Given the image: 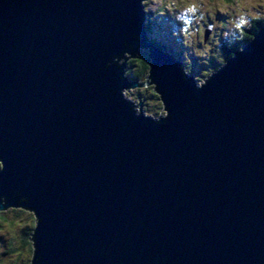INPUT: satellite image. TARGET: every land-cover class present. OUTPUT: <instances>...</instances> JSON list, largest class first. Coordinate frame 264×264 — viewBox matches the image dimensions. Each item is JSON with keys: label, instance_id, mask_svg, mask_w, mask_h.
I'll return each mask as SVG.
<instances>
[{"label": "water", "instance_id": "95a60500", "mask_svg": "<svg viewBox=\"0 0 264 264\" xmlns=\"http://www.w3.org/2000/svg\"><path fill=\"white\" fill-rule=\"evenodd\" d=\"M142 1L0 0V210L34 214L30 264H264V27L199 86Z\"/></svg>", "mask_w": 264, "mask_h": 264}, {"label": "rangeland", "instance_id": "374dc122", "mask_svg": "<svg viewBox=\"0 0 264 264\" xmlns=\"http://www.w3.org/2000/svg\"><path fill=\"white\" fill-rule=\"evenodd\" d=\"M143 8L147 14L155 17H153V21L158 22L153 24L154 27L155 25L157 27L158 24L162 25L166 21L163 20L166 15L168 18L170 17V22L167 21L164 24L169 34L171 33L170 35H174L175 38H173V40L178 42L176 44L173 43V41H171L172 38L167 39V41L170 46H174V54H178L184 63H190L189 60L190 57H192L194 60L196 58L193 68L199 69L203 67L202 71L204 72L196 70L194 74L190 73V71H192L190 67L186 69L197 83L196 85L199 86L205 82L209 73L219 69L218 65L212 69V71L204 68L209 62V57H215L213 58L214 61L220 60L219 51L217 49L218 46H220L219 39L223 37L224 43H226L229 38L233 39L235 23L236 25H244L245 30H247L250 27V19H254L257 16L264 18V0H147L143 3ZM171 12H173V14L169 16ZM163 14L164 17H158ZM185 19L188 20V24L183 25L182 22ZM205 26H211L210 35L214 37L207 38V41L211 42L215 40V45H213V43H208L211 45L210 46L202 43ZM260 28L261 27H258V30ZM156 31H160V29L157 27L152 33L156 34ZM177 34L179 35V40L176 37ZM162 38L163 42H167L165 35L162 34ZM210 48L211 51L209 53L207 51ZM212 50L214 54L211 53ZM131 59L132 58H127V60ZM135 68L136 67H134L130 73L126 71V75L132 76V72H134ZM147 76L148 73L144 77H141L142 79H140V81L142 83L145 81L148 83L149 79H147ZM138 81L139 80L136 79L137 83ZM151 85L152 84L131 87L123 92V96L133 104H137V98L141 97L143 99L141 103V112L145 115L150 114L149 116L156 119L164 114L166 115V112L159 99L150 97L151 93L149 90L151 89ZM136 110L138 111V108ZM17 208L19 207H8L0 211L1 216L17 219L13 221L12 225H9L5 220H0V264H15L14 259L17 257V252L4 255V250L6 241L8 239L12 240L11 238H15L19 233L18 224L24 222L25 214H27V212L24 211H22L23 213H16L20 211L17 210Z\"/></svg>", "mask_w": 264, "mask_h": 264}, {"label": "trees", "instance_id": "16d2710c", "mask_svg": "<svg viewBox=\"0 0 264 264\" xmlns=\"http://www.w3.org/2000/svg\"><path fill=\"white\" fill-rule=\"evenodd\" d=\"M172 14H173V12H171V14H169V16H172ZM147 15H149V16H147V20H146V25H147L146 37L149 40V42L152 43L154 46H156V47H158V48H160V49H162L168 53L173 52L170 48L169 42L167 41V39H169V38L166 36L168 30H167V27L165 26V24L163 23L162 24L163 26L161 24L157 25V27L160 29V31L162 33L160 31H158L160 36H159V38H157L158 40H155L153 37H151V35H152L151 32L155 28L152 25V23H150V21H149V20L153 21V15L152 16L150 14H147ZM165 19H166V21L170 22V17L169 18L165 17ZM154 24H155V22H154ZM182 24L183 25L188 24V20L185 19L182 22ZM258 27H264V18H260L258 16L255 17L254 19H250V27L247 30H245L244 25H239V24L236 25V23H235L234 24V30H233V39L229 38L228 41L230 43L229 44L230 46L234 45L235 42H237L236 46L233 47L231 49V51H228V54H229L228 56H225L223 51L221 49H218L220 60L214 61L213 58H215V57H209L210 58L209 62L205 65L206 67L204 66V68H207L209 71L210 70L212 71V69L217 67V65L219 66V64L222 61L227 60V58L232 54L233 50L236 51L237 49L241 48L244 44H246L252 38L254 33L257 32ZM202 31H203V29H202ZM162 34L166 36L167 42L162 41V39H163ZM202 34H203V32H202ZM171 36H170V38H172ZM176 37L178 39L179 35L177 34ZM207 44L208 43H206L205 45H207ZM208 45H210V44H208ZM221 45L223 48L225 47V44L223 41H221ZM210 51H211V48L207 52L210 53ZM211 53L214 54L213 50ZM135 55H136V57L133 56V57H130V58H132L131 60H127L129 62H128V66L126 64V67H127L126 71H127V73H130L132 71V69L134 67H136L134 69V72H132V76L134 77V80H136V79L139 80L138 83L135 81L137 83V85L142 86V82L140 81V79H142L141 77H144L147 73H149V66H148L147 61H146L147 50L145 48H141L140 50H137V52H135ZM174 55L177 58H180V56L178 54H174ZM208 55H210V54H208ZM195 60H196V58H195ZM195 60L193 59V61H189L190 63H187V62L185 63L187 68L190 67V69H192V71H190L191 73L193 71L195 72L196 70H198V69H195V67L193 68ZM201 69H203V67ZM198 71L200 72V70H198ZM201 72H204V71H201ZM149 92L151 93L150 97H155L156 99H159V101H161L159 96L157 95L153 85H151V89L149 90ZM148 115H150V114H148ZM17 210H20V211H17ZM17 210H15V211H17L16 213H18V212L23 213L22 211H24V212H27V214H25L24 222L18 224V230H19L18 232L19 233L15 236V238L12 237L11 238L12 240L8 239L6 241V243H5L6 247L4 250V255L17 252V254H16L17 257L14 259L15 264H30V260H31L32 253H33V242H32L31 237H32L33 227L35 226L36 220H35L34 214L31 211H29L25 208H20V207L17 208ZM0 220H5L9 225H12L13 221H16L17 219L13 218V217L7 218V217L0 215Z\"/></svg>", "mask_w": 264, "mask_h": 264}, {"label": "clouds", "instance_id": "9594fccd", "mask_svg": "<svg viewBox=\"0 0 264 264\" xmlns=\"http://www.w3.org/2000/svg\"><path fill=\"white\" fill-rule=\"evenodd\" d=\"M144 3V2H143ZM148 16V15H147ZM154 17V16H153ZM158 17H164V14L163 15H160V16H158ZM166 17H167V15H166ZM155 18V17H154ZM147 20V18H146V16H145V21ZM164 21L166 20V19H163ZM151 23H152V25L154 24V21H152V20H149ZM157 22V21H156ZM167 21H165L164 23H166ZM243 22V21H242ZM154 26V25H153ZM155 29L157 28L156 27V25H155V27H154ZM147 33V25H146V32H145V34ZM157 33H158V31H156V34H152L151 35V37H153L155 40H158L157 38H159L158 36H157ZM209 36V35H208ZM208 38V37H207ZM207 38H206V40H207ZM222 39L224 40V38L222 37ZM206 40H204V37H203V41L202 42H205ZM225 44V43H224ZM226 44H229V43H226ZM141 48H143V47H139L138 48V50H140ZM146 49V48H145ZM147 50V49H146ZM127 53H125L123 56L124 57H127L128 56V54L126 55ZM232 54H233V52H232ZM231 54V55H232ZM147 55H148V50H147ZM230 55V56H231ZM228 56V55H227ZM229 56V57H230ZM180 60H182L181 59V57H180ZM119 61H122V59H119ZM226 61V60H225ZM225 61H222L223 63L225 62ZM128 62L129 61H127V59L125 60V66H124V71H125V75H126V69H127V67H126V64H127V66H128ZM182 62V61H181ZM222 63H220L219 64V66L221 65ZM149 66V65H148ZM187 73H188V71H186ZM194 72V71H193ZM213 72V71H212ZM211 72V73H212ZM191 73V72H190ZM210 74V73H209ZM127 76V75H126ZM129 78L131 79V80H133V81H136V80H134V77L133 76H129ZM154 86V85H153ZM137 87V86H136ZM134 105H136V104H134ZM136 109H137V107H135ZM149 116V115H148ZM151 117V116H150ZM21 208V207H20Z\"/></svg>", "mask_w": 264, "mask_h": 264}, {"label": "flooded vegetation", "instance_id": "af4514ba", "mask_svg": "<svg viewBox=\"0 0 264 264\" xmlns=\"http://www.w3.org/2000/svg\"><path fill=\"white\" fill-rule=\"evenodd\" d=\"M210 37H214V36H213V35H210V36H208V39H209ZM208 39H207V40H208ZM207 40H206L205 42H203V44H206V43H213V45H215V40H212L211 42H210V41H207ZM221 41H223L222 37H221L220 40H219V42H220V46H218L217 49H221V50L223 51L224 55L227 56V55H229V54H228V51H231V49H232L233 47L236 46V43H237V42H235L234 45L230 46V45H229L230 43H229V41L227 40L226 43H229V44H226V43H225V47L223 48L222 45H221ZM236 41H237V40H236ZM216 47H217V46H216ZM182 63L184 64V65H183L184 68L187 69L186 64L183 62V60H182ZM197 69H198V68H197ZM198 70L202 71L201 68H199Z\"/></svg>", "mask_w": 264, "mask_h": 264}, {"label": "bare ground", "instance_id": "6f19581e", "mask_svg": "<svg viewBox=\"0 0 264 264\" xmlns=\"http://www.w3.org/2000/svg\"><path fill=\"white\" fill-rule=\"evenodd\" d=\"M144 11H145V10H144ZM144 14H145V16H146V18H147V12H145ZM151 33H152V32H151ZM152 34H153V33H152ZM170 34H171V33H170ZM170 34H169V31H168L166 36H167L168 38H170V36H171ZM166 36H165V37H166ZM209 36H210V33H209ZM173 38H175V37H174V35L172 34V41H173V43L176 44L177 42H175V41L173 40ZM219 40H220V39H219ZM173 47H174V46H173ZM173 47L170 46L171 50L173 51V52H171V53L174 54L175 51L173 50ZM117 62L120 64L121 61L118 60ZM152 85H153V84H152ZM137 87H140V86H137Z\"/></svg>", "mask_w": 264, "mask_h": 264}]
</instances>
